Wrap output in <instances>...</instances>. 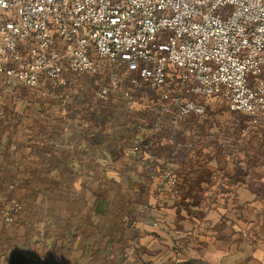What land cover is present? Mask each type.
<instances>
[{"label":"crops","instance_id":"obj_1","mask_svg":"<svg viewBox=\"0 0 264 264\" xmlns=\"http://www.w3.org/2000/svg\"><path fill=\"white\" fill-rule=\"evenodd\" d=\"M138 93L127 107L148 118L81 116L77 94L65 108L34 103L39 120L32 106L29 119L0 120V187L21 202L13 223L31 237L12 251L35 264H264V166L206 145L209 120L146 131L151 147L134 154L135 126L152 121ZM113 134L127 151L111 146ZM163 164L178 196L148 175Z\"/></svg>","mask_w":264,"mask_h":264},{"label":"built area","instance_id":"obj_2","mask_svg":"<svg viewBox=\"0 0 264 264\" xmlns=\"http://www.w3.org/2000/svg\"><path fill=\"white\" fill-rule=\"evenodd\" d=\"M123 72L135 75L121 90ZM87 79L95 85L90 102L120 91L133 104L134 91L153 93L145 105L152 121L137 124L131 138L136 155L152 145L146 131L202 116L207 98L255 125L264 112V0H0L6 91L32 89L65 108ZM148 175L159 193L179 195V178L166 164ZM21 209L0 187L2 222L12 224Z\"/></svg>","mask_w":264,"mask_h":264},{"label":"rangeland","instance_id":"obj_3","mask_svg":"<svg viewBox=\"0 0 264 264\" xmlns=\"http://www.w3.org/2000/svg\"><path fill=\"white\" fill-rule=\"evenodd\" d=\"M134 75L127 72L120 74L121 90L130 88V78L134 77ZM99 77H104V74H101ZM93 80H85L86 91L78 94L77 98H79V102L83 103L82 106L86 105L81 109V116L84 114L86 117V114L89 113L90 118L94 120H138L139 118L149 117V114L146 112H132L127 107V102L121 98L120 91L113 94L106 104L102 102H90L88 94L95 87ZM138 91L143 93L144 98L145 96L147 98L153 96L151 91L142 87L140 90L133 92L135 97H139L140 92L138 93ZM84 100H86V104ZM39 101L41 99L35 90L19 88L9 92L3 88L0 81V120L29 119L27 115L25 116V111H29L30 106L35 108L33 104H38ZM205 102L206 110L202 116L185 119L209 120L205 136L201 137L199 135L204 140L203 142L213 150L220 149L238 157H244V160H247V163L254 167L264 166V112L257 119V124L250 125L249 118L246 115L230 111L219 98H207ZM36 108V111L34 110L35 119L31 118V120H39L37 114L39 110ZM69 111V109H66L67 115ZM114 130L112 129L111 132L118 133ZM113 135L115 136L111 140V146L116 148L121 145V149L127 151L129 149L128 139L119 140L115 138L117 137L116 134ZM1 148L0 156H4L7 150L2 146ZM23 241L26 244L31 242V237L27 231L19 233L18 226H15L14 223L7 225L0 219V264H5V262L12 264H35L31 259H26L23 253L12 251L11 247L15 243L20 244Z\"/></svg>","mask_w":264,"mask_h":264},{"label":"trees","instance_id":"obj_4","mask_svg":"<svg viewBox=\"0 0 264 264\" xmlns=\"http://www.w3.org/2000/svg\"><path fill=\"white\" fill-rule=\"evenodd\" d=\"M42 101V100H41Z\"/></svg>","mask_w":264,"mask_h":264}]
</instances>
